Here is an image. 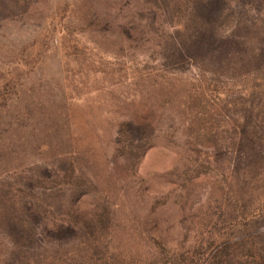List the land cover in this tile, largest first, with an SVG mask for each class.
<instances>
[{"label":"rangeland","instance_id":"374dc122","mask_svg":"<svg viewBox=\"0 0 264 264\" xmlns=\"http://www.w3.org/2000/svg\"><path fill=\"white\" fill-rule=\"evenodd\" d=\"M0 264H264V0H0Z\"/></svg>","mask_w":264,"mask_h":264}]
</instances>
